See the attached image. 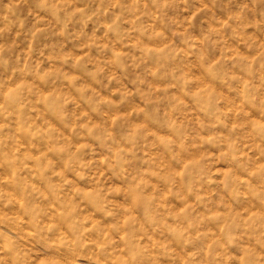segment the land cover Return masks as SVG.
Wrapping results in <instances>:
<instances>
[{"label": "clouds", "instance_id": "obj_1", "mask_svg": "<svg viewBox=\"0 0 264 264\" xmlns=\"http://www.w3.org/2000/svg\"><path fill=\"white\" fill-rule=\"evenodd\" d=\"M0 264H264V0H0Z\"/></svg>", "mask_w": 264, "mask_h": 264}]
</instances>
